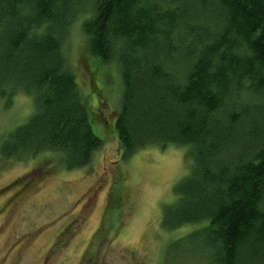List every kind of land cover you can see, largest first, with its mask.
Here are the masks:
<instances>
[{"label":"trees","instance_id":"16d2710c","mask_svg":"<svg viewBox=\"0 0 264 264\" xmlns=\"http://www.w3.org/2000/svg\"><path fill=\"white\" fill-rule=\"evenodd\" d=\"M75 21L90 71L91 60L119 69L107 127L121 159L152 145L191 158L162 224L206 222L203 264H264V0H0V101L23 92L33 105L3 137L4 158L52 152L75 169L100 145L67 66ZM92 88L96 122L110 96Z\"/></svg>","mask_w":264,"mask_h":264},{"label":"rangeland","instance_id":"374dc122","mask_svg":"<svg viewBox=\"0 0 264 264\" xmlns=\"http://www.w3.org/2000/svg\"><path fill=\"white\" fill-rule=\"evenodd\" d=\"M64 46L89 110L97 109L92 84L99 90L106 86L110 96L96 122L88 110L101 143L87 165L75 169H66L52 152L21 161L0 155V264H203L195 237L206 222L175 229L162 224L163 207L191 158L180 146L152 145L122 160L107 127L118 109L119 69L91 60L90 71L80 21L73 23ZM2 103L0 143L33 110L31 96L23 92L8 107Z\"/></svg>","mask_w":264,"mask_h":264}]
</instances>
